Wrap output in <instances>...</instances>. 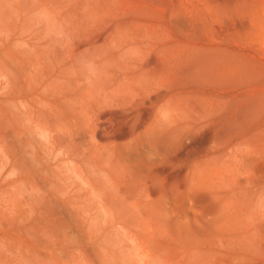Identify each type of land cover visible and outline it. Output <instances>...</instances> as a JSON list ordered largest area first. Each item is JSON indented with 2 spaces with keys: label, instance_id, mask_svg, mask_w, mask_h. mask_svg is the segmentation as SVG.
<instances>
[{
  "label": "rangeland",
  "instance_id": "374dc122",
  "mask_svg": "<svg viewBox=\"0 0 264 264\" xmlns=\"http://www.w3.org/2000/svg\"><path fill=\"white\" fill-rule=\"evenodd\" d=\"M0 264H264V0H0Z\"/></svg>",
  "mask_w": 264,
  "mask_h": 264
}]
</instances>
